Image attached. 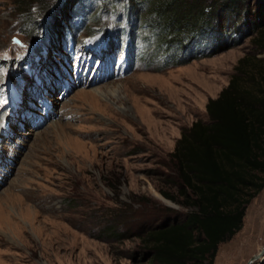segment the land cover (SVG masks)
Returning <instances> with one entry per match:
<instances>
[{"label":"rangeland","instance_id":"1","mask_svg":"<svg viewBox=\"0 0 264 264\" xmlns=\"http://www.w3.org/2000/svg\"><path fill=\"white\" fill-rule=\"evenodd\" d=\"M47 1L45 11L40 0L29 8L46 28L49 16L57 15L63 5L62 0ZM16 2L0 0V54L16 51L12 37L39 44L28 34L35 29L26 27L25 7ZM260 3L264 6V0H248L252 15L247 16H254ZM71 4L76 17L65 19L70 31L54 36L53 28L50 34L40 30L43 39H52L44 67L50 69L53 58L65 56L59 52L61 40L82 51L81 42H93L100 32L112 42L127 73L76 88L62 99L55 95L61 120L33 130L13 129L23 143L14 168L0 185V264H133L139 229L160 223L162 219H155L161 212L183 218L191 210L159 192L177 195L168 165L181 131L197 119L207 120L208 98L217 97L228 84L240 57L256 53L264 58L253 44L254 34H244L237 42L233 35L229 44L224 37L216 39L215 33L203 34L201 42L222 40L215 44L216 51L185 53V45L179 50L173 41H157L158 30L151 22L155 18L142 17L143 3L140 12L128 0ZM82 17L87 19L84 26L77 24ZM74 26L75 31L81 26L75 35ZM126 26L129 35L123 32ZM130 36L135 37L124 39ZM138 37H143L141 42ZM190 53L194 56L188 57ZM107 61L114 66L117 58L110 55ZM41 93L27 101L34 106ZM16 115L8 116L9 126L27 120ZM1 172L4 177L6 171ZM263 246L264 188L248 203L241 229L218 245L213 264H247Z\"/></svg>","mask_w":264,"mask_h":264},{"label":"trees","instance_id":"2","mask_svg":"<svg viewBox=\"0 0 264 264\" xmlns=\"http://www.w3.org/2000/svg\"><path fill=\"white\" fill-rule=\"evenodd\" d=\"M16 1L19 8L26 9L28 30L31 25L39 30L38 18L29 12L34 0ZM40 1L45 11L48 1ZM73 1L64 0L56 14L69 11ZM128 2L139 12L143 3L142 17L155 18L150 21L158 30L157 41H173L179 50L185 45V53L198 49L200 55L213 54L222 40L209 39L203 46L200 41L203 34L212 33L216 39L224 37L228 44L233 35L237 42L244 34H254L257 52H264L262 3L251 17L247 16L248 0ZM57 15L49 16L50 28ZM234 70L218 96L208 98L207 120L197 119L185 127L170 153L168 169L174 175L177 195L159 192L191 210L183 218H169L168 212H161L155 219H162L160 223L139 229V250L131 255L133 264H213L218 245L241 229L248 203L264 188V58L246 53ZM256 264H264V257Z\"/></svg>","mask_w":264,"mask_h":264},{"label":"water","instance_id":"3","mask_svg":"<svg viewBox=\"0 0 264 264\" xmlns=\"http://www.w3.org/2000/svg\"><path fill=\"white\" fill-rule=\"evenodd\" d=\"M264 257V246L262 247V249L255 255H253L247 262V264H251L253 261L257 260V259H262Z\"/></svg>","mask_w":264,"mask_h":264}]
</instances>
